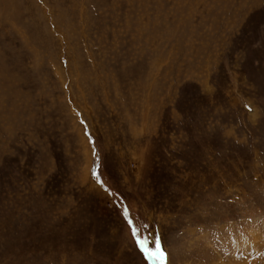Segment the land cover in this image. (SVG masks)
Instances as JSON below:
<instances>
[{
  "label": "rangeland",
  "instance_id": "obj_1",
  "mask_svg": "<svg viewBox=\"0 0 264 264\" xmlns=\"http://www.w3.org/2000/svg\"><path fill=\"white\" fill-rule=\"evenodd\" d=\"M0 264H264V0H0Z\"/></svg>",
  "mask_w": 264,
  "mask_h": 264
},
{
  "label": "snow or ice",
  "instance_id": "obj_2",
  "mask_svg": "<svg viewBox=\"0 0 264 264\" xmlns=\"http://www.w3.org/2000/svg\"><path fill=\"white\" fill-rule=\"evenodd\" d=\"M93 177L96 179L97 183L102 184V177L96 172L95 169H93ZM106 191H108V190L106 189ZM109 194L111 195V193H109ZM124 216H125V219L129 223V227L131 228V232H132L133 237H137V240H136L137 247L140 248L141 251L145 253V258H147L149 255L148 251L144 247L145 243L150 242L151 244H153L155 246L156 250H160V241L158 238L152 239L150 236L143 237V239L140 238V235H141L140 228L138 226L134 225L133 220L129 217V210L127 208L124 209ZM143 227H144L145 231L148 230L147 225H145Z\"/></svg>",
  "mask_w": 264,
  "mask_h": 264
}]
</instances>
